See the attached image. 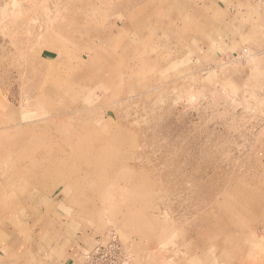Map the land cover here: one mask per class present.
<instances>
[{
    "label": "rangeland",
    "instance_id": "374dc122",
    "mask_svg": "<svg viewBox=\"0 0 264 264\" xmlns=\"http://www.w3.org/2000/svg\"><path fill=\"white\" fill-rule=\"evenodd\" d=\"M6 244L264 264V0H0Z\"/></svg>",
    "mask_w": 264,
    "mask_h": 264
},
{
    "label": "crops",
    "instance_id": "0c3cea01",
    "mask_svg": "<svg viewBox=\"0 0 264 264\" xmlns=\"http://www.w3.org/2000/svg\"><path fill=\"white\" fill-rule=\"evenodd\" d=\"M83 249H85V248H83ZM83 249H81L80 246H75V249L70 250L71 253L69 252V254L71 256L75 257V254L77 253L80 256V253L82 252ZM16 250L17 249L14 245H7L6 244V245L2 246L0 249V252H1L0 253V264H11V263H13V260L20 259V257L18 256L19 253H17ZM32 254L34 255V251L32 252ZM20 255L22 256V254H20Z\"/></svg>",
    "mask_w": 264,
    "mask_h": 264
},
{
    "label": "built area",
    "instance_id": "2783aa9c",
    "mask_svg": "<svg viewBox=\"0 0 264 264\" xmlns=\"http://www.w3.org/2000/svg\"><path fill=\"white\" fill-rule=\"evenodd\" d=\"M110 241H111V245H115V247L118 248L116 246L118 243H117V238L115 235H112L110 237ZM100 249H104V247L102 248V246H99V247H96L94 250H88L84 255V259H85L84 263L85 264H98L97 255L102 254L103 252Z\"/></svg>",
    "mask_w": 264,
    "mask_h": 264
}]
</instances>
